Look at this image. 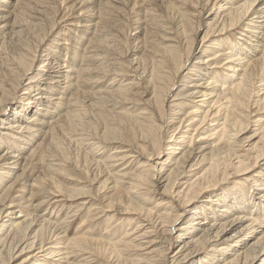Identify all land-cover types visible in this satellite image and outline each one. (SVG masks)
I'll return each instance as SVG.
<instances>
[{
    "label": "bare ground",
    "instance_id": "bare-ground-1",
    "mask_svg": "<svg viewBox=\"0 0 264 264\" xmlns=\"http://www.w3.org/2000/svg\"><path fill=\"white\" fill-rule=\"evenodd\" d=\"M34 1L0 0V168L7 171H0V264H16L25 252L33 250L37 253L17 264H72L70 256H77L78 252L84 253L82 257L92 255L82 260L83 264H91L88 259L96 255L108 257L110 253L124 264H264V0H238L221 5L216 12L212 1L219 0H206L205 5L201 0L197 3L199 19L183 7L186 10L173 14V20L181 26L178 34L172 33L173 27L167 28L172 18L157 21L158 16H148L142 39L138 38L142 51L134 60L142 75L149 77L145 84L151 89L152 99L147 101L150 104L143 113L116 112L125 116L119 122L107 108L109 104L117 109L128 103L134 107L142 93H134L132 83L123 85L120 80L119 86L111 83L108 90H84L95 79L93 73L102 70L91 62L107 61L108 57L101 58V53L91 51H114L112 46H106V40H99V31L102 37L106 36L104 25L102 28L95 20L85 25L78 23L76 36L73 33L70 37L75 42L70 43V38L57 39L36 70L37 55L44 50L56 26L47 32L48 26L38 23V16L44 11L40 10L43 12L39 15ZM89 1L100 6V0ZM109 1H103L107 9H118L112 3L119 0ZM104 4L101 0L103 7ZM210 5V17L215 16L207 24L203 47L198 50L194 35L204 25L202 15ZM34 27L37 33L32 30ZM216 29L219 33L237 30L239 34L233 41L230 36L221 43L208 40ZM158 32L159 38L150 39ZM88 42L90 47L85 49ZM209 42L211 48L207 47ZM254 43L262 44L261 49ZM78 50L81 54L76 59ZM192 60L196 61L191 64ZM34 70L37 72L32 76ZM107 75L99 76L100 81ZM180 78L185 84L173 96L166 125L167 104ZM20 90L25 96L21 100ZM194 99L197 100L192 102ZM252 102L261 114L254 121ZM12 108L14 111L8 116L7 111ZM108 112L113 115L109 113L106 120ZM93 121L99 124L96 130L92 128ZM251 125H256V130L244 136ZM89 126L93 131L85 130ZM100 126L102 134H98ZM163 127H167V142H163ZM84 131L94 140H104L90 144L92 139L83 137ZM155 132L159 133L158 140ZM73 143L78 152L75 159L76 155L73 157L68 151L72 147L68 145ZM107 148L113 151L109 156L96 152ZM166 152L169 154L165 160L150 164L152 159L162 160ZM80 153L85 162L80 161ZM124 161L125 165L132 164L131 169L118 170L125 166ZM118 162L122 165H116ZM257 169L259 172H255ZM67 172L77 174L74 181L81 188L69 190L54 180L53 176L61 174L70 177ZM233 176L240 177L239 181L215 191ZM18 188L22 195L14 196ZM51 193L61 194L62 201L80 200L82 204L74 208L71 204L73 215L67 214L71 217L52 221L48 215L38 213ZM40 194L47 198L35 204ZM151 196L160 198L154 201ZM85 198H91L89 204L94 200L106 202L100 207L101 213H115L106 216V233L101 239L93 231L66 244L59 242L65 237L59 235L68 232V228L62 231L63 226H69L83 209L95 206L85 207ZM66 205L60 207L64 209ZM101 213L92 217L89 212L82 227ZM123 215L126 216L117 217ZM132 216L144 219L150 226L137 222L135 230L121 233L127 225H134ZM183 219L186 222L177 227ZM115 224L118 231H113ZM51 228L62 231L57 239L53 237V242L46 237ZM112 231L114 235L107 236ZM116 234L120 236L115 238ZM176 242L180 243L179 250L169 257ZM90 246L97 251L91 252Z\"/></svg>",
    "mask_w": 264,
    "mask_h": 264
},
{
    "label": "rangeland",
    "instance_id": "rangeland-1",
    "mask_svg": "<svg viewBox=\"0 0 264 264\" xmlns=\"http://www.w3.org/2000/svg\"><path fill=\"white\" fill-rule=\"evenodd\" d=\"M12 1L15 2V0H12ZM103 1L105 3L106 1H109V0H106V1L105 0H102V4H104ZM187 1H188V4L184 5L185 3H187ZM199 2H201V0L200 1L199 0H119L116 3H112V5H115V6L118 7V9H116L117 11L116 10L114 11V9H111V10L110 9H107V6L105 4H104V7H103V5H101V0H100V4H97V5H100L99 7L98 6H95L93 4L94 2L93 1H89V0H77V1L76 0H36L33 3L34 6H35V8H36V10H37L36 12L40 15V13L44 11V13H42L41 16H38V18H39L38 23L41 24V25L43 24L42 27H44V28L46 26H48V27H46V30L48 29L47 32L49 31L50 28H54V26H56L55 27L56 30L54 28V30H53L54 32H52L51 36L49 37V40H46V41H49V42H47L44 50H42V52H39L40 55L39 54L37 55L36 63H35V68L37 70L38 67L43 64V60L45 59V57H43V56L46 55L47 50L50 49V48H52L55 45V43L58 42L59 39H67V40H69V38L71 37V35H74L75 34V31H76L75 30L76 29L75 27H77L78 23H82L83 25H85V24H89L90 23L89 21L95 20L94 23L99 22L98 25L101 26L102 28H103L102 25H104V30H105L104 32H106L105 33L106 36L105 37H102L103 35L99 31V33H100L99 34V36H100L99 40H101V39L102 40H106V46L107 47L108 46H112L114 48V51H112V49H111V51H109L107 49L106 51H103V53H102V49L101 48H96V49H94V50L91 51V52H94V53H101V55H100L101 58H102L103 55H108V57H107V61L105 60L106 63H105V61H102V60H98V63H97V61H92L91 62V64H93L94 67L101 66L102 70L100 71L101 74L100 73L98 74L97 73V70L95 71V73H93L92 77H95L96 80L94 79L92 81V84H88V86L86 85L84 90H87L89 92L92 91L91 93L108 90L107 88H108V86L111 85V83L112 84L114 83L115 86H119L118 83H120V80H121V82H123L122 83L123 85H127L129 83L130 84L132 83L134 85V87H135L134 88L135 89L134 90V93H136V92H138V94L139 93H142V94L138 95V97L136 98V100L138 101L137 104H135L134 107L132 105L133 103H131V104H129V103L128 104H124V105H121L117 109H114V107L112 106V104H109L108 105L109 107L107 108V110H109V111L111 110V112H113V114L116 116L115 119L118 122L119 121H122V119L125 118V116L117 115L116 112L128 114V113H131V112H135L136 111V113H134V115L135 114L143 113V112H145L143 109H146L147 108V104H150L147 101L149 100L151 102L152 97H151V95H149V93H151V89L149 87H147V85L145 84V82H147V79L149 77H147V74L142 75V72L143 71H142L141 68H137L138 65L136 64V60H134V59L136 57H138L137 55L140 54L139 52L142 51V46L143 45L142 44L140 45L139 43L141 42L140 41V39H142L141 34L143 32V28L146 26V20H147L148 16H150V15L152 17L153 16H158L159 18L157 19V21L163 20L162 19L163 17L168 18V19L169 18H172V20L168 23L170 25L167 28H172L173 27L172 28L173 29V32L172 33L178 34V33L181 32L180 31L181 30V28H180L181 26H180L178 20H176V21L173 20V18H174V16H173L174 11L175 12L177 10L184 11L186 9L183 10L182 8L183 7H186L187 8V10H186L187 13L193 14V16H195V19H199V18H197L198 17V11L200 10V9H198L200 7V5H197V3H199ZM205 2H206V0H204V5L206 4ZM231 2H238V0H219V1H212V3H216V5H215L216 8L214 9L213 12H216V10L221 5H226V4H229ZM36 4H38L37 5L38 7H36ZM40 6H42V8ZM91 6H93V7H91ZM211 8H212V6L210 5L203 12V15H202L203 18L201 17L202 19L201 18L200 19L202 20V22H203L204 25H202L200 31L198 32V35H194V36H197V44H198L197 45L198 46L197 48H198V50H200L203 47L202 46L203 44H201V42H202L203 37L206 34L207 24L210 23V22H212V19L215 16V14H214V16L210 17L212 15V14L209 13V10ZM40 10H43V11L40 12ZM109 10L112 13H109ZM99 13H100V15H97ZM40 18H41V20H40ZM193 22L195 23L196 20L195 21L193 20ZM45 24H46V26H45ZM109 25H111V26H109ZM105 26L107 28H105ZM36 28L37 27H34L32 29L34 31V33H37L36 31L38 29L36 30ZM179 28H180V30H179ZM107 30H110V31H108V33H107ZM178 30H179V32H178ZM84 31H86V29H84ZM29 32H31V31H29ZM95 32H94V34H95ZM90 33H92V32H90ZM53 34H54V36H53ZM238 34H239V32L237 30L235 32H233V33H227V32L219 33L217 31V29H216L215 32H214V34L211 35L208 40L217 41V43H221L222 40L227 39L230 36V38H232L230 41H233V40H235L236 37H238ZM59 35H61V36H59ZM159 35H161L160 32H158L157 35H154V37H151L150 39L156 40L157 38H159ZM74 36H76V34ZM171 36H173V35H171ZM92 37L90 36V38H92ZM138 38H140V39H138ZM56 40H57V42H56ZM73 41H74V38L73 39L70 38V43L73 42ZM49 43L50 44L53 43V44L50 45ZM157 43L160 44V45H162L161 41H157ZM210 43L211 42H209V44H207V47H210L211 48L210 45H212V44H210ZM254 44L255 45H258V46H256V48L258 50L261 49L259 46L262 45V44H259V43H254ZM84 47H85V49H88L90 47L89 42L86 43L84 45ZM90 49H93V48H90ZM204 50H206V48H204ZM14 51H16V50H14ZM77 53H78V57H76V59H79V55L81 53L79 52V50L77 51ZM206 55L209 56V54H206ZM119 61L122 62L123 64L120 63ZM128 61L129 62L131 61L130 63H132V64H130ZM195 61L196 60H192L191 64L194 63ZM79 65H80V61H79ZM84 65H87V63H84ZM188 66H191V65H188ZM36 72L37 71L34 70L33 73H31L32 76H35L36 75ZM105 73H106V75L109 73V75H107V78L101 79V81H100L99 76L100 77H103V75ZM186 74H187V70L184 69L183 72H182V75L185 76ZM116 76H119V77H117L116 80H113L114 77H116ZM87 78H89V76ZM194 79H197V78H194ZM181 80H182L181 78L178 79V84L174 88V92L172 94V97H171L170 101L167 104V111L168 112L166 113L167 116L165 117V124L166 125H167V123H169V119H167V118L170 117L169 116V114H170V107L172 106V102L171 101L174 100V97L173 96H175V94H177V92L180 90L179 86H184V84H185ZM100 82H105V83H100ZM136 84H138L137 87H136ZM130 86H132V85H130ZM93 88L95 90H93ZM23 92L24 91H22V90H20L18 92V98H20L19 100H21V98H24L25 97L24 95H22ZM258 97L259 96L255 97L253 99L256 101L258 99ZM196 100L194 99V100H192V102H194ZM188 105H193V103L189 102ZM251 106H252V110H254L256 112V105L252 102L251 103ZM131 108H134V109H131ZM13 111H14V108L9 109L7 111L8 116L11 115L13 113ZM95 112L97 113L99 111L96 110ZM92 113L93 112H91L89 115L92 116L94 114V113L93 114ZM109 113L110 112H108V114H105L104 113L106 115V117H105L106 120H109V118L107 116V115H109ZM110 114L113 115L112 113H110ZM252 116H254L253 117L254 118L253 121H254L259 116H261V114L256 112ZM255 116H257V117H255ZM110 118L112 119L111 116H110ZM111 119H110V121H111ZM110 121H109V123H113V121L112 122H110ZM92 123H91V125H92ZM94 123H95L94 124L95 126L93 125L92 128H93V130H96L97 128H99V126L97 127V125H99V124L96 125V122H94ZM0 126H2V123L1 122H0ZM90 126H89L88 129H85V130L86 131H93ZM256 128H257L256 125H251L249 127V130L250 131H248V133H246L244 136L253 134V132H254V130H256ZM102 130L103 129L101 127L99 129V131H98V134H102ZM166 130H167V127H163V130H162V135L164 137L163 142L169 141L166 138L167 137ZM0 131H2V130L0 129ZM88 134H90V133L85 132L82 135L85 138H86V136H89L87 138L93 137L91 134L90 135H88ZM153 135H154V137H155L156 140L159 139V133L158 132H155ZM96 137L97 136H95V138ZM93 138H91L92 140L90 141V144L91 143L97 144V143H99L98 141L102 142V140H104V139H101V137H100V139L98 137V139H95V140ZM73 139H75V138H73ZM78 139H80V138H78ZM81 140H82V138H81ZM198 140H199V138L196 141H198ZM85 143L88 144L87 142H85ZM85 143H84V145H86ZM73 145H74V143L71 144V145H68V147L72 146L71 148H69L71 150H68V151H69V154L70 153H71V155L74 154L73 157L76 155L74 157V159H75L78 156L77 155L78 152H75V151H77L76 150L77 148H76V145H74L75 147ZM104 146H105V144H104ZM28 148H29L28 150H30L31 147H28ZM109 149L107 148V150L105 149V150H102V151L97 150L96 152H97V154L99 156H103V155L109 156L110 154L113 153V151H109ZM82 152L87 153L86 150L85 151L82 150ZM1 154L2 153H0V155ZM69 154H68V157L73 159V157L71 155H69ZM166 154H169V153L168 152L163 153L162 156H165ZM166 157H167V155L162 160L152 159V161L150 162V164H153V163H154V165L155 164H159V162L165 160ZM81 158H80V161L83 160L82 162H85L84 161V158H83V155H82ZM105 159H106V157L104 158V160ZM142 161H145V160L142 159ZM74 162H75V160H74ZM124 163H125V161L123 162V164ZM120 164L122 165V162H118L116 165H120ZM158 166H157V168H158ZM130 167H132V164L131 163L130 164H126L124 167H119L118 170L123 169V168L131 169ZM2 170H5V169H1L0 168V171H2ZM257 171L259 172L258 169L255 172H257ZM67 174L70 175V177L65 178L61 174L60 176H53V178H54V180L57 183L59 182L66 189H69V190L77 189L78 190L79 188H81L82 185H77L75 183V181H74V180L78 179L77 178V174H75L73 172H67ZM160 176L161 175H159L158 178ZM78 177H81V176L78 175ZM244 177L245 176H243V179H244ZM239 178L240 177H236V176L231 177L230 178V181L228 183H225V184L220 185V187L218 189H216L215 191L216 192L217 191H221L224 188H226L228 186H231L232 184H234L237 181H239ZM80 181L81 182H84L85 180H80ZM98 181L99 180H97L96 182H98ZM5 182H8V181L6 180ZM94 186L97 187V186H99V184H95ZM20 190H21V188H18V191H17L18 193L17 194H14V196L22 195V193H19V192H22V190L21 191ZM103 192L101 193L102 195L104 194ZM60 196H61V194H59V193H54V194L51 193V196L48 197V199L44 200L47 197L41 196V194H40L39 195L40 198L38 197L39 200L36 201L35 204H37L38 202H41L43 200L45 201V203L39 208V212H38L39 215H44L45 214V215H48L47 217H49V218L51 217V220L52 221L54 219H56L57 221L61 222V221H63V219H66L67 217H71V216H67V214L68 213H71L72 210H73V208L76 207V205H79V204L81 205L82 204V201H80V200L79 201H66V202L65 201H62L63 198L60 197ZM41 197L43 199H41ZM151 197L154 199V201H156V200H158L160 198L159 196H151ZM72 200H74V199H72ZM81 200H83V199H81ZM85 200H87V202H88L87 204L84 205L85 207L89 208L92 204H95V206H93L91 209H86V210L83 209L80 212V215H78L73 220L72 219L70 220V225L69 226H67V227L63 226L64 230L62 229V231H65V230H67L66 228H68V232L65 235L60 234L62 231L59 232V231L55 230V228L54 229L51 228V230H50L51 232L49 231V229L47 230L48 233L46 232L47 233L46 234V237L48 238V236H49L50 239L53 242L54 240L57 239V236L56 235L60 234L59 235V238H62L64 236L65 237L62 238V239H59L60 240L59 242L66 244L67 242H69L70 240L74 239L76 236H78L80 234H83V233L92 234V232L94 231L96 238L97 239H101V237H103L102 235H104L106 233V230L105 229L107 228V226L104 223L106 221L107 214H108V216L109 215L110 216H114L115 213H111L108 210L107 211L104 210L106 212L104 214L101 213L103 209H101L100 207H104L107 204L106 202L105 203L104 202L103 203H100V201H98L96 199L97 201L94 200L91 204H89L90 201H92L91 198H85ZM61 204H67V205H66V207H64V209H62L60 207ZM71 204H73V208H72V205ZM103 204H105V205L103 206ZM176 206L179 207L178 204ZM62 210H64V211H62ZM89 212L91 213V216L92 217H95L97 214H100V213L102 215H100L96 219H94L92 221V223H89V224L87 223L86 225H84L82 227V222H84L87 219V215H88ZM71 215H73V213H71ZM124 216H126V215L117 216V217H124ZM117 217H115V219H117ZM132 217L133 218H131V219H134V225H132V226L131 225L130 226L127 225L124 228V230L121 231V233L125 232V230H130V229L135 230V227L137 226V222H142L144 224V226H148V227L150 226V225H148V222H143L144 219H138L137 216H132ZM185 222H186V220L183 219L182 221H180L177 224L178 225L177 227L182 226ZM94 227H96V228H94ZM87 228H88V230H87ZM118 229H119V227H118L117 224L113 225V231H118ZM83 231H85V232H83ZM113 231L110 232L107 236L111 237L112 234H113ZM125 233H123V234H125ZM118 236H120V234H116L115 235V238H118ZM53 237L56 238V239H54ZM134 238H136V236L132 237V239H134ZM139 238L140 237H138V240H139ZM179 246H180V243L179 242L174 243V245L172 247V250L170 251V254L168 256L169 257L174 256L175 253H177V251L179 250ZM90 247H91V252L97 251V249L93 248V246H90ZM36 253H37V250L36 251L33 250L30 253H28V251L25 252L23 254V256L20 257V259H17L18 261L16 262V264L17 263H20L25 257H28V256L33 255V254H36ZM131 253H132V255H134L137 252H131ZM139 253H141V252H139ZM82 255H84L83 252H78L77 256H76V254L75 255H71L70 256V263H72L73 261L75 263H77V261L78 262L80 261L79 264H83V261L86 258L92 256V255H88V256L82 257ZM79 256H80V258H78ZM52 259L56 260V258H52ZM88 260L90 261L91 264H102V263H106V264H108V263L109 264H124L123 261H120L119 260V257H117L114 254L111 255V253H110V255H108V257L107 256L104 257L102 255H99V256L96 255L95 257H92V258H90ZM194 260H196V259H194Z\"/></svg>",
    "mask_w": 264,
    "mask_h": 264
}]
</instances>
